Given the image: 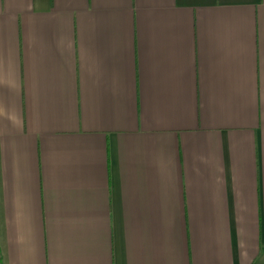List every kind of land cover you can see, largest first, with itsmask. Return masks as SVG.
Listing matches in <instances>:
<instances>
[{
	"label": "crops",
	"instance_id": "1",
	"mask_svg": "<svg viewBox=\"0 0 264 264\" xmlns=\"http://www.w3.org/2000/svg\"><path fill=\"white\" fill-rule=\"evenodd\" d=\"M1 264H264V0H0Z\"/></svg>",
	"mask_w": 264,
	"mask_h": 264
},
{
	"label": "rangeland",
	"instance_id": "2",
	"mask_svg": "<svg viewBox=\"0 0 264 264\" xmlns=\"http://www.w3.org/2000/svg\"><path fill=\"white\" fill-rule=\"evenodd\" d=\"M0 264H1V259H0Z\"/></svg>",
	"mask_w": 264,
	"mask_h": 264
}]
</instances>
